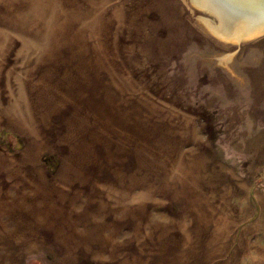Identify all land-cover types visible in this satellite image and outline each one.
<instances>
[{
	"label": "rangeland",
	"instance_id": "1",
	"mask_svg": "<svg viewBox=\"0 0 264 264\" xmlns=\"http://www.w3.org/2000/svg\"><path fill=\"white\" fill-rule=\"evenodd\" d=\"M194 4L0 0V264H264V35Z\"/></svg>",
	"mask_w": 264,
	"mask_h": 264
},
{
	"label": "bare ground",
	"instance_id": "2",
	"mask_svg": "<svg viewBox=\"0 0 264 264\" xmlns=\"http://www.w3.org/2000/svg\"><path fill=\"white\" fill-rule=\"evenodd\" d=\"M194 2L200 10L213 15V21L204 18H200V21L215 37L224 42L237 44L239 40L249 39L264 32V0H195Z\"/></svg>",
	"mask_w": 264,
	"mask_h": 264
},
{
	"label": "water",
	"instance_id": "3",
	"mask_svg": "<svg viewBox=\"0 0 264 264\" xmlns=\"http://www.w3.org/2000/svg\"><path fill=\"white\" fill-rule=\"evenodd\" d=\"M193 0H191V2H192ZM194 2V1H193ZM195 5V4H194ZM196 6V5H195ZM196 7H198V6H196ZM211 18H213V15H211L210 13H208V12H206ZM262 35H264V32H262V33H258L256 36H254V37H251V38H249V39H245V40H239V42H244V41H250V40H253V39H255V38H257V37H259V36H262Z\"/></svg>",
	"mask_w": 264,
	"mask_h": 264
}]
</instances>
